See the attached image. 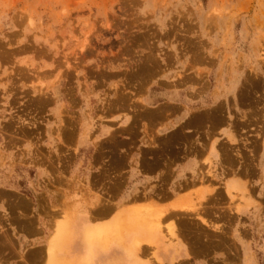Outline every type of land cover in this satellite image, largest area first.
<instances>
[{
	"label": "rangeland",
	"instance_id": "obj_1",
	"mask_svg": "<svg viewBox=\"0 0 264 264\" xmlns=\"http://www.w3.org/2000/svg\"><path fill=\"white\" fill-rule=\"evenodd\" d=\"M263 49L264 0H0V183L8 187L0 186V264H44L66 211L76 202L92 208L98 201L81 197L52 206L50 215L46 202L64 188L76 196L79 190L68 189L96 181L124 194L138 126L148 135L145 121L157 118L161 78L190 88L185 101L195 107L215 69L229 96L215 106L204 103L171 134L152 135L148 166L167 169L171 157L227 119L237 148L214 138L218 180L207 177L210 148L205 167L192 174L204 183L198 179L180 195L196 203L202 186L221 180L222 167L239 163L247 175L225 181L240 182L232 203L223 188L204 203L203 216L221 232L202 226L195 213L172 217L190 258L170 264H264V162L255 153L264 136ZM150 92L152 108L143 102ZM122 117L131 119L127 127L101 125ZM174 174L167 172L164 181ZM240 202L242 212H232Z\"/></svg>",
	"mask_w": 264,
	"mask_h": 264
},
{
	"label": "crops",
	"instance_id": "obj_2",
	"mask_svg": "<svg viewBox=\"0 0 264 264\" xmlns=\"http://www.w3.org/2000/svg\"><path fill=\"white\" fill-rule=\"evenodd\" d=\"M215 71L216 69L213 70L210 75L211 84L208 88L207 93L200 96V98L197 100L199 101L198 106L195 105V107L192 103H188L185 101L186 99L190 98L189 92H192L190 88L174 87L173 86L174 81L171 79L167 80L168 76L161 78V83L163 84H160V86L163 88L164 91H162L160 94L161 95L160 100L162 101H159L157 106V111H158L157 118L154 121L153 120L145 121V124H147V126L149 125V130H150L148 133L149 136L145 134L144 125H142L143 123H141L138 126L139 128L137 133L139 134V137L137 138L138 142L135 146L136 152L131 153V160H133V162H131L129 164V167L127 168V172H126L127 180H128L127 187L122 188V190L125 192L124 194L117 193L119 189L117 187H114L113 184H102L96 181H86L85 183H80L79 185H76L72 189H68L72 191L79 190L81 194L78 193L76 196H74L72 193L68 194V192H64L67 190L66 188H64L61 194H57L56 198H52L48 200L46 202L48 213L50 215L55 214V211H53L52 206H58V205L62 206L64 202L73 203L77 199H80L81 197L88 198L90 201H93L94 203L96 200H98L97 203L94 205V207L92 208L84 207L82 209L84 215L82 216L80 221V223L95 221V225H97L98 223L101 224L104 221L110 220L115 214V212L118 210V208H120L121 206L135 204V203H144L146 201L156 200V199L157 202L161 204H165L173 200L177 194L183 193L192 186L196 185L198 179L193 178L194 176L192 174H194V171L197 170L198 168L200 170L201 167L203 166L205 167V164L202 163V160L209 152L210 146L215 137H219V139L221 140L219 142L221 144H227L228 146L230 145V147H235V148L237 147V145H231L229 141L228 135L229 132L232 131L231 123L229 120L225 119L212 124V127L210 128V130H208V132L206 130L204 131V134L202 135L203 137L201 138L202 141L199 142L195 141L188 150L183 149V152L179 153L177 156L171 157L170 161L165 163L167 169L164 167L165 169L162 170L158 168L159 169L158 170L155 169L154 167L152 168L150 165L148 166L147 159L151 157L150 156L146 157L145 151H147L150 147H153V145L150 142L152 135H157L161 137L167 134H171L173 131L187 124L186 122L188 121V119H190L191 113L194 110L198 111L199 109L205 108L207 106H215L219 102H221V99H224L226 95L229 96L231 89L229 87V84H225L224 86H221L219 82L216 81ZM151 95L152 92H150L148 95H145L143 99L144 105H146L149 108L154 107L153 103H150L152 98ZM204 103L207 106H205ZM130 121L131 119H125L124 117L116 118V119L111 118L108 121L109 122L108 124H101V125L109 126L116 123L115 127L116 129H118L121 127H127L130 124ZM194 131L196 130H192V129L185 130L187 134L196 133ZM255 153L257 154V160L264 162V150L261 145L255 150ZM210 155L214 158L215 161H217L218 158L215 156V153ZM95 172H93V174H95ZM167 172L170 173L173 172L176 174L173 175L172 181L168 183L164 181V175ZM238 172H240V174ZM219 174L221 175V179H222L219 180V182L224 184V182L227 179L234 176L235 174L241 177L242 175L246 176L247 172L245 171V167L243 166V168L241 169V166L238 163L236 168L234 167L232 168L231 166L220 168ZM3 184L5 185L6 181L1 182L0 186H4ZM3 188L8 189V187L6 186H4ZM160 188L162 190H160ZM107 190H109L110 193H106ZM87 191L90 192L92 191L94 193L93 195L89 193V196H87L86 194ZM134 193H136L137 195L136 194L134 195ZM64 194L71 196L68 199H66ZM145 197L147 198L145 199ZM242 206L245 207L244 205ZM151 250H152L151 248L144 249L143 251L144 259L153 258ZM79 251L80 248L78 246L74 247V252H79ZM180 254H181L180 256L181 261L179 263L189 259L188 249L185 248V245L181 248ZM158 255L162 258V260H164V264H170V259L171 256L173 255V250L171 249L165 250L164 248H161L158 251Z\"/></svg>",
	"mask_w": 264,
	"mask_h": 264
},
{
	"label": "bare ground",
	"instance_id": "obj_3",
	"mask_svg": "<svg viewBox=\"0 0 264 264\" xmlns=\"http://www.w3.org/2000/svg\"><path fill=\"white\" fill-rule=\"evenodd\" d=\"M262 51L264 52V49ZM262 61L264 64V53L262 54ZM254 72H255V68H253V73ZM254 75L257 77V73ZM253 84H254V82H253ZM248 86H250V85L248 84ZM258 88H259V86H258ZM253 90H254V88H253ZM246 98H247V96H246ZM240 100H242V99H240ZM238 103H240V102H238ZM242 103H244V102L242 101ZM217 114H218V112H217ZM230 133L231 132H229V134ZM228 137H229L230 142H232V143L235 142V136L234 135L231 134V135H228ZM216 145L218 146L217 140H213L211 147H210L213 153H214V150L217 149ZM253 145H255V144H252V146ZM261 146L263 147V150H264V136H263V141L261 142ZM257 147H259V146H257ZM255 148H256V145H255ZM237 150L240 152V149H237ZM239 152L236 153V155L238 158L241 159L242 154H241V152L240 153ZM231 156H234V155H231ZM214 161L215 160L212 157L210 159L209 164H208V165H210V168L208 169L207 174L212 175V177L211 176H207V177H210L211 179H216L215 174L217 172L216 171L217 167L214 165V163H215ZM222 163H223V161H222ZM236 163H238V162H236ZM251 168L253 169V167H251ZM255 170L256 169H254V171ZM238 173L240 174V172H238ZM252 173H254V172H252ZM232 177L234 178L236 176H232ZM242 177H243V175H242ZM204 178L205 177L200 175L198 179L201 182L202 180H204ZM205 182H206V180H205ZM202 183H204V182L202 181ZM245 184H246V182H245ZM204 186L207 188V183ZM204 186H202L200 188L201 191L197 192L198 196L197 197L195 196L196 201H197V202L195 201L196 203L191 204V203L187 202L188 201L187 199L191 200L193 198V196H190V197H192L190 199V197L189 198H187L185 196L181 197V195L179 193L174 197L173 200L168 202L169 204L165 203V204H168L167 206H164V204L162 206L159 202L156 201L157 199L154 197L156 200H149L148 202L146 201L143 204H137V205L134 204V205H131L128 207L126 206L127 208L125 206H123L122 208H120L118 211L115 212V214L113 215V217L110 220L104 221L101 224H97L94 226L92 225L93 221L80 223L81 218L84 215L82 209L85 207V204H81L80 202L75 201L76 203H73V208L70 207L71 208L70 211L68 209H67L68 212L66 211L67 218H65L64 220L60 219V220H62V222L60 223V220H59V222H58L59 224L55 228V230H57V233H56L54 240L47 247V251L45 252L47 254L46 255L44 254L46 256V257L44 256V258H45L44 264H164V260H162V258L158 255V251L161 248H164L165 250H169V249L173 250V255L171 256L170 263H174V262L179 263L180 262L179 259L181 256L180 251H181V248L184 246V243H182L183 240L181 238L180 233L178 232V227H177V225H175L173 223L174 220H172V217H174L175 215H181V214H185V213L190 216V215H193L195 213V217H197L199 219L200 224L202 226H204L205 228H211V229H213V231H216V232H221L222 231L221 225H219L218 223H216V222H214L208 218L206 219V217L203 216V210L202 209L204 208V203L208 204V203L212 202V201H210V202H208V201L211 198H214L217 195V193L219 192V190L221 191V188L224 189L226 196L229 197V199L232 203L235 200V198L238 197V195H236L238 192H240V190L238 188H241L240 182L237 179L231 180L230 182L229 181L224 182V184L221 183V186H220V182L212 185L211 187L209 185L208 186L209 189H204L203 188ZM156 187H157V185H156ZM182 187H183V185H182ZM244 187H245V185H244ZM202 188L205 190V192L203 191ZM160 190H162V189L160 188ZM136 191H138V190H136ZM164 191H165V189H164ZM162 193H164V192H162ZM135 194L136 193H134V195ZM146 198L147 197H145V199ZM167 198H169V197H167ZM242 198H244V197H242ZM184 200H186V201H184ZM191 201H194V199H192ZM114 210H115V208H114ZM201 210H202V212H201ZM208 211L209 210H207V212ZM230 211H232V210H230ZM232 212H234V213H241L242 212L241 202L236 207L233 208ZM92 213H94V212H92ZM168 217H170V218H168ZM176 217L177 216H175V218ZM96 218H98V217H96ZM225 218H227V217L225 216L224 219ZM217 220H219V219H217ZM167 221H168V224H166ZM164 224L166 225V230L164 228V226H165ZM165 232H167V233H165ZM188 235H190V234H188ZM202 235H204V234H202ZM207 235H208V233H207ZM208 236H210V234ZM208 236H207V240H208ZM226 238H227V236H226ZM213 241H215V240H213ZM206 245H208V244H206ZM76 246H78L80 248L79 252H74V247H76ZM212 246H213V244H212ZM145 248H148V249L151 248L152 249L151 252H152V257H153L152 259L153 260L143 258V251ZM197 250H199V249H197Z\"/></svg>",
	"mask_w": 264,
	"mask_h": 264
}]
</instances>
